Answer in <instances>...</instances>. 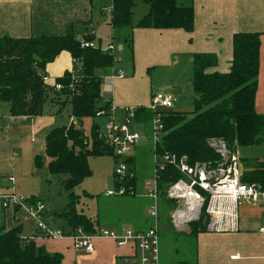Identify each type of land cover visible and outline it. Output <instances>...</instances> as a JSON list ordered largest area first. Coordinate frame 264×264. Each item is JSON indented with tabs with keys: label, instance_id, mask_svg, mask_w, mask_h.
<instances>
[{
	"label": "trees",
	"instance_id": "1",
	"mask_svg": "<svg viewBox=\"0 0 264 264\" xmlns=\"http://www.w3.org/2000/svg\"><path fill=\"white\" fill-rule=\"evenodd\" d=\"M138 0H113L110 25L115 30L138 28L184 29L194 28L195 12L193 0H143L149 11L137 25L134 10ZM87 25V23H84ZM261 34L259 32H237L233 37V60L226 73H208L216 66L217 57L200 54L195 57L193 89L195 99L192 113L167 111L162 114L163 132L156 143L159 154L175 153L186 157L191 165L205 166L207 170L226 168L238 147L264 144V114L256 110V94L260 72ZM95 34H83L78 38L74 24L68 26L64 35L14 38L0 37V101L11 104L12 116L36 117L44 113L50 103L63 113L70 108V116L77 122L51 129L45 137V157L49 159L47 169L52 176L62 178L69 191V203L58 215L72 229L82 227L88 233L96 232V224L83 212H77L79 197L74 189L93 174L89 158L111 156L114 148L103 138L100 124L94 123L91 134L83 133V118L99 116L101 110L109 109V103L99 104L102 80L99 70L112 68L116 58L113 52H104L100 45H93ZM129 41V42H128ZM132 48V40L125 39ZM89 43V46H84ZM63 52L74 60L81 75L73 79V72L66 71L54 82H45L47 66ZM81 65V67H80ZM60 83L61 90L54 88ZM156 113L149 108H136V123L153 124ZM224 145L229 155L226 161L219 152ZM216 145V146H217ZM45 157L36 155L34 163L41 169ZM244 169L241 181L258 183L264 188V159L242 158ZM134 163V157L127 158ZM183 174L168 166L159 174L158 188L161 203L176 210L178 203L167 197L169 187ZM116 187L125 185L135 190L136 176L115 177ZM130 195V194H125ZM35 197L29 202L34 204ZM207 216L203 210L200 218L191 223L188 237H196L207 230ZM61 253H49L33 239L22 237V226L6 230L0 227V264H62Z\"/></svg>",
	"mask_w": 264,
	"mask_h": 264
},
{
	"label": "crops",
	"instance_id": "2",
	"mask_svg": "<svg viewBox=\"0 0 264 264\" xmlns=\"http://www.w3.org/2000/svg\"><path fill=\"white\" fill-rule=\"evenodd\" d=\"M192 3L195 12L194 28L188 32L184 29L159 30L137 26L129 30H115L110 25L111 13L108 12V9L113 8V0H0V37L9 35L14 38H30L40 35H64L68 26L74 24L76 36L77 33L82 36L87 29L89 31L91 28L90 33L95 34L97 40L96 25L108 24L112 39L103 47L99 38V45L106 48L112 44L114 49L118 48L121 52L128 48L134 55L130 77H126L123 71L124 78L115 77L116 72L107 77L111 78L112 89L106 92L104 103H109L111 115L122 119L128 107L150 109L152 97L155 94L148 88L152 89L153 84L150 82L149 86L147 83L140 86L139 79L142 78L145 82V71L151 66L170 65V61L175 65L188 62L192 64L193 71L197 55L211 54L217 57V64L209 68L207 72L226 73L230 71L233 60L234 34L259 32L261 34L260 72L255 106L258 113L264 114V0H193ZM141 9L142 14L138 20L134 19L135 25L148 13L149 6L145 4ZM106 12L110 15L108 19H105ZM127 38L132 40V48L128 47L129 41L125 42ZM76 68L71 55L63 52L47 66L45 72L52 83L66 71L73 72ZM100 76L103 81L102 75ZM164 89L163 93L171 94L175 102L171 109L163 112H183L178 111L183 106L180 104L181 99L175 93V88L165 86ZM48 104L56 107L47 103L44 113L40 116H12L11 104L0 101V192H15L14 171L17 169L23 171L24 168V174L27 176L37 172L38 168L35 166L34 159L36 155L45 157V137L51 129L55 128L45 121ZM70 121L68 124L77 122L72 117ZM131 157H133L132 154ZM241 159L242 157L239 160ZM258 159H264V157ZM45 161L44 167H47L49 159L45 157ZM130 167L133 169V164ZM10 177L14 178L13 182ZM41 200L45 203L43 199ZM123 205L129 211L133 207L132 204L123 203ZM128 210L126 211L129 217L127 223L137 227L131 230L145 231L150 228H147V218L143 220L131 218ZM203 210L205 212L204 208L201 212ZM190 212L192 213L189 209L185 211L177 209L175 216L183 218ZM194 212L198 214V209L196 208ZM263 213V207L259 204L244 201L239 209L238 228L223 231L206 230L194 238L189 237L192 241L194 240L192 243L194 255L191 251L190 255L181 261L182 264H264V232L261 231L264 226ZM200 215L201 213L197 216ZM48 216L47 208L45 219ZM46 220L51 226L60 228L51 224L48 218ZM115 220L122 221L120 217ZM95 224L97 231L108 230L101 228L100 220H96ZM17 225L22 226V237L33 239L38 246L44 247L49 253H61L62 264H121L126 256L134 252L132 245L119 246L110 238L94 239L92 253L77 250L69 237L54 239L44 236L37 228L28 209H3L0 206V227L9 230ZM60 229L72 230L70 226L68 229ZM162 236L161 233V242ZM234 256H236L235 259H233ZM163 262L161 243V264Z\"/></svg>",
	"mask_w": 264,
	"mask_h": 264
},
{
	"label": "rangeland",
	"instance_id": "3",
	"mask_svg": "<svg viewBox=\"0 0 264 264\" xmlns=\"http://www.w3.org/2000/svg\"><path fill=\"white\" fill-rule=\"evenodd\" d=\"M145 4L146 3L142 0L137 1L134 15L135 21L138 20L142 14L141 7ZM106 7L110 8L109 5H106ZM109 17L110 15L106 12L105 19H108ZM96 27L98 30L97 40L94 41L93 45L98 46L99 38H101V44L105 47L112 39L110 33L111 28L105 23L100 24V26L96 25ZM90 31L91 28L89 31L87 29L84 34L90 35ZM77 37L82 38V36L78 33ZM113 53L116 58L113 68L98 71L99 75H102L103 78L102 95L99 100L100 105L105 102L106 92H109L112 89L111 78L107 77L118 71H123L126 74V77H130L132 75L131 69L134 63V55L132 52H130L128 48H126L124 52L115 48ZM170 63V65L161 64L157 67L151 66L145 71V82L142 81V78H140L139 85L143 86L144 83H147L149 86V83L152 82V89L148 88V90H152L154 94L165 91V86L175 88V93L181 99L180 104L183 106L181 109H178V111L191 113L195 99V93L192 88V64L188 62L185 64L180 62L175 65L171 61ZM81 74V68L75 69L72 74L73 79H78ZM48 110V113L44 117L45 121L52 127L63 126L68 124V122H71L70 108H67L61 114H57L56 111L58 108L52 107L48 104ZM158 110L164 111L161 109ZM81 123L82 124H80V126L82 127L83 133L86 137L90 136L91 128L94 123L100 124V131L104 137V132H106L107 116L83 118ZM132 127L140 134V141L133 148L131 153L134 157V168H130L132 173L136 176V189L133 191V194L106 195L108 191H114L117 189L114 170L116 160L111 156L90 157L89 165L93 174L84 179L82 184L74 189L75 193L79 195L76 199L77 212L85 213L86 216L94 222L96 220H100L101 228L108 229L109 231L114 229L115 231L120 232L126 231L127 229L137 228L135 226L134 228L131 224L127 223V219L129 217L126 214V211L128 209H126L123 203L133 205L131 211L128 210L129 213H131L129 214L131 218L134 217V219L136 218L138 220L139 218L142 220L147 218V228L153 226V220L149 217L152 203L151 200L145 196V194L153 187L154 181L155 125L151 123H136L134 121ZM216 145L215 147L223 149L221 144ZM235 154L238 158V164L241 165L243 169V163L239 160L240 157L248 159L264 157V144L238 147ZM224 159L226 160V158ZM129 166H131V164ZM24 172V168L23 171L21 169L14 171L16 195L26 198L36 196L43 199L49 210V216L47 218L50 220L51 224L60 228L68 229L69 226L66 221L62 217L58 216V213L66 209L69 203V191H67L64 187L62 178L52 176L47 167L38 169L34 175L27 176ZM217 173L221 175V171L219 169L217 170ZM146 183L149 184L147 185ZM36 199L38 200V198ZM190 200L194 201V199H184L180 201L177 209L184 211L185 209H188L186 202ZM194 211L183 216V218H179L178 216H175V210H172L161 203L160 223L161 233L163 235L161 242L163 250V264H182L181 261L185 260V257H188L191 251H193L194 255V247L192 246L194 240L192 241L191 238L188 237V233L192 229L191 223L200 218V216H197L199 214ZM134 215H136V217ZM117 217H120L122 221L117 222L115 220Z\"/></svg>",
	"mask_w": 264,
	"mask_h": 264
},
{
	"label": "built area",
	"instance_id": "4",
	"mask_svg": "<svg viewBox=\"0 0 264 264\" xmlns=\"http://www.w3.org/2000/svg\"><path fill=\"white\" fill-rule=\"evenodd\" d=\"M112 13V8L108 9ZM89 46V43H84ZM104 52H113L114 45L110 44L102 49ZM124 78L123 72H116L115 75ZM45 82L50 81L48 75H44ZM62 85L55 83L54 88L61 90ZM174 98L168 93H156L152 97L150 109L156 113L153 124L155 125V147L160 140L163 132L161 122L163 111L171 109L174 106ZM111 108L101 110L99 116H107L106 132L104 139L114 148L116 160L115 176L123 181L129 175L134 173L127 162L133 148L140 141V134L132 127L136 117L135 108H126L122 119L110 114ZM117 118V119H116ZM103 136V135H102ZM219 149L221 155L228 160V151L224 145ZM156 149V148H155ZM226 152V155H225ZM154 181L153 187L146 193L151 199L150 218L153 220V226L146 231H135L127 229L126 231L98 230L94 233L86 232L82 227L64 230L51 226L45 219L47 213L46 204L38 199L34 204L29 202V198L17 196L15 192H0V206L3 209L26 208L31 214L33 221L37 224L40 232L49 238L59 239L69 237L73 240L74 247L77 250H83L87 253L94 251V239L110 238L119 246L130 244L134 247L132 255L123 259L121 264H161V198L159 195L158 178L159 174L168 166L178 169L184 178L172 184L167 197L175 200L177 203L184 199H194L187 201L188 209L194 211L198 209V214L205 209V215L208 218L207 230L223 231L235 230L238 228L239 209L244 201L257 203L263 207L264 211V188L258 183H246L241 181L243 173L241 165L238 164L236 154H233L226 168H219L221 175L217 173L218 169L207 170L205 166L191 165L186 157H179L175 153L159 154L154 150ZM13 182L14 178L10 177ZM147 185L149 183H146ZM132 194L133 190L125 185L118 187L114 191H108L107 196ZM264 216V213H263ZM261 231L264 232V226ZM236 256L233 257L235 259Z\"/></svg>",
	"mask_w": 264,
	"mask_h": 264
}]
</instances>
